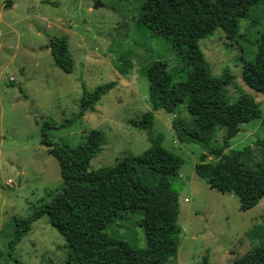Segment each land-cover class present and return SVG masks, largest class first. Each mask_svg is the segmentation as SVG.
I'll use <instances>...</instances> for the list:
<instances>
[{
	"label": "rangeland",
	"instance_id": "rangeland-1",
	"mask_svg": "<svg viewBox=\"0 0 264 264\" xmlns=\"http://www.w3.org/2000/svg\"><path fill=\"white\" fill-rule=\"evenodd\" d=\"M13 1V9H0V43L4 45L0 49V264H67L69 245L47 215L33 221L14 247L11 242L17 221L30 217L63 186L59 161L42 143L43 124L60 125L75 118L84 90L111 82L116 86L94 111H87L71 125L47 130V134L54 142L76 147L92 130L104 132L106 142L92 159L90 170L113 166L129 154H142L151 145L149 132L182 158L179 176L173 181L179 192L182 232L178 253L168 264H199L205 257L209 264H233L264 241V197L256 207L244 211L236 195L219 192L197 175L195 165L206 149L180 141L172 126L176 115L191 120L185 107L176 115L156 111L154 126L146 131L128 124L152 109L146 75L152 62L166 61L175 81L185 79L178 73L182 64L171 42L139 22L145 0H57V5L40 6L35 0ZM6 2L0 0V5L5 8ZM263 30L264 0L240 19L237 35L231 38L218 29L200 41V48L214 76L227 70L234 77L225 88L229 103L245 93L264 111V94L242 79L244 62L254 60ZM63 35L75 62L69 74L47 48L53 37ZM127 61L132 67L123 75L120 69ZM224 133L225 129H216L212 147L221 144ZM258 139L264 140V126L254 119L241 125L226 152L250 147L252 156L261 160ZM207 160L216 162L211 156ZM9 179L14 180L13 186L7 185ZM142 218L141 212L124 214L107 231L144 249L147 240Z\"/></svg>",
	"mask_w": 264,
	"mask_h": 264
},
{
	"label": "trees",
	"instance_id": "trees-1",
	"mask_svg": "<svg viewBox=\"0 0 264 264\" xmlns=\"http://www.w3.org/2000/svg\"><path fill=\"white\" fill-rule=\"evenodd\" d=\"M263 0H145L139 22L153 34L171 42L185 75L175 81L163 60L152 62L146 75L150 84L151 110L141 120L128 124L142 130L154 126L155 112L164 109L176 115L185 107L189 122L176 115L172 126L178 139L197 143L206 149L195 165L197 175L221 193L234 194L240 208L253 209L264 197V140L256 146L262 159L252 156L250 147L227 153L231 140L241 131V125L261 120L264 111L255 99L242 93L235 103H229L225 88L234 77L225 70L221 76L211 73L200 41L223 29L228 37L238 33L239 21L248 17ZM12 7L7 0L6 9ZM49 48L56 64L72 73L74 59L66 36L51 39ZM132 64L121 68L128 74ZM242 79L250 88L264 94V30L257 53L251 62H244ZM116 86L111 82L96 89L84 90L77 116L65 123L45 122L42 143L59 161L63 186L30 217L17 221L11 246L14 247L29 232L33 221L49 217L50 224L62 234L70 248L67 264H168L179 250L182 232L178 224L179 192L173 181L179 176L182 158L163 146V139L148 133L150 147L140 155H126L115 165L90 170L92 159L106 142L104 132L92 130L86 141L76 147L50 140L47 130L71 125L87 111H94L101 98ZM218 127L225 129L222 142L211 146ZM216 162H208V157ZM141 212L146 248L134 246L110 234L111 223L124 214ZM17 264H22L19 261ZM199 264H209L207 257ZM233 264H264V241L253 247Z\"/></svg>",
	"mask_w": 264,
	"mask_h": 264
},
{
	"label": "crops",
	"instance_id": "crops-1",
	"mask_svg": "<svg viewBox=\"0 0 264 264\" xmlns=\"http://www.w3.org/2000/svg\"><path fill=\"white\" fill-rule=\"evenodd\" d=\"M37 5L39 4V6L40 5H43V4H54V5H57L58 4V1L56 0H35L34 1ZM14 1L12 0V7L11 8H9V9H13L14 8ZM0 9H2V10H4V9H6V8H4V5L3 4H1L0 5ZM2 10H0V23H2L3 22V16H2ZM52 28V25H50V24H48V29H51ZM58 28H60V26L58 25ZM3 44L2 43H0V49L1 48H3ZM49 50H50V48H49V46L47 47Z\"/></svg>",
	"mask_w": 264,
	"mask_h": 264
},
{
	"label": "built area",
	"instance_id": "built-area-1",
	"mask_svg": "<svg viewBox=\"0 0 264 264\" xmlns=\"http://www.w3.org/2000/svg\"><path fill=\"white\" fill-rule=\"evenodd\" d=\"M10 80H11V81H14L15 79L12 77ZM7 185H8V186H13V185H14V180L9 179L8 182H7Z\"/></svg>",
	"mask_w": 264,
	"mask_h": 264
},
{
	"label": "water",
	"instance_id": "water-1",
	"mask_svg": "<svg viewBox=\"0 0 264 264\" xmlns=\"http://www.w3.org/2000/svg\"><path fill=\"white\" fill-rule=\"evenodd\" d=\"M98 7H99V3L96 4L95 9H97Z\"/></svg>",
	"mask_w": 264,
	"mask_h": 264
}]
</instances>
